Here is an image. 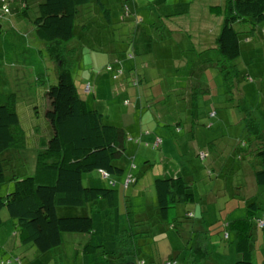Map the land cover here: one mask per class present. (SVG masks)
<instances>
[{"label": "rangeland", "instance_id": "rangeland-1", "mask_svg": "<svg viewBox=\"0 0 264 264\" xmlns=\"http://www.w3.org/2000/svg\"><path fill=\"white\" fill-rule=\"evenodd\" d=\"M171 1L102 0L111 11L113 23L120 20L124 3L141 20L137 23L131 17L109 27H105L109 25L105 19L97 20L91 27L92 31L90 30L93 34L90 31L85 34L78 32L70 43L62 45L70 52L65 55L74 61L70 68H73L72 76L82 98L86 94L79 84L96 76L94 72L102 70L114 57H122L119 55L121 51L113 52L133 51L136 62L132 63L143 64L136 70L141 79L140 85L133 87L131 83L125 84L128 90L120 98L117 93L112 97L109 94L95 100L87 97L91 109L106 115L105 123L125 129L127 141L122 159L124 174L108 179L97 172H91L83 177V186L102 188L109 187L110 182L115 183L119 227L133 229L138 234L135 236L136 242H147L140 247L143 251L139 256L152 255L149 251L155 250L163 259L173 251L176 264H233L237 260L236 237L225 225L226 222L245 216L243 200L251 195L246 194L244 170L248 163L257 161L252 154L253 141L257 137L255 135L264 133V52L260 51L264 33L257 31L254 34L256 39L253 55L243 53L241 58L231 63L237 65L242 73L250 75L240 81L237 78L229 79L231 92H228L219 71L216 74V67L194 69L193 66L202 67V63L194 61L190 64L193 69L191 72L185 68L186 62L182 60L189 59L191 55L180 53L188 40L187 35L199 31L186 28L184 21L194 17L195 20L199 19L201 27L204 23L206 26L217 24L220 27L215 20L219 16L211 8L221 9L226 0H184L193 1V8L178 14L171 6ZM0 21L3 25L9 22L23 36L11 31L3 36L0 32V98L5 94H16L19 123L25 132V146L6 153L12 154L13 158L5 166V182L0 186V196H5L13 190L14 182L10 180L13 176L22 178L33 174L37 152L51 135L44 116L47 105L44 91L45 87L57 82L58 62L49 58L58 48L49 47L37 39L33 26L28 21L20 22L12 14L8 17L3 15ZM119 27H125L126 30H121L125 31L124 34L116 31L117 38L122 43L117 39L119 43H114V50L106 44L105 37L100 36L106 35L108 29ZM174 28L177 31L175 35L183 43L178 46L170 43L165 48V42L174 38L169 34ZM234 28L242 32L246 30L243 24H235ZM142 30L148 32V37L153 41L152 46L155 45L152 51H142L141 44L146 41H134L137 31V39L142 38ZM99 31L105 33L99 35ZM182 37L186 39H181ZM62 60L67 62V59ZM120 60L125 63V78L131 77L134 73L129 75L127 69L130 62L123 58ZM47 61H50V66L43 71ZM143 73H146L147 78H143ZM37 78H42L44 85L39 84ZM103 83L101 82L99 91L102 90ZM203 87L211 92L212 97L207 92L197 93ZM187 88L193 89V92H189ZM138 93H150L145 102L153 108L140 112L136 104L140 100ZM124 96L129 99L128 104H123ZM195 97L201 98V104L192 100ZM194 118L197 122L193 124ZM178 124L183 128L180 135L176 131ZM188 130L191 132L186 133ZM203 155H206L205 159H202ZM130 172L136 183L124 189L125 178ZM218 174L220 177L217 179ZM170 175L181 176L191 185L197 205L175 206L171 210L169 224L175 218L182 217L185 211L194 209L197 211L196 217L200 218L202 213L199 203H202V199L209 201L212 198L214 201L204 206L206 213L200 224H197L198 227H192L196 220H180L178 226L183 224V228L179 227L180 231L177 226L162 235V225L158 224L160 220L156 215L154 180ZM210 182L214 183L212 191ZM207 191L210 193L207 194ZM260 191L257 198L262 211L258 212V216L264 220V191ZM82 210L84 208L79 207L65 212L60 210V214L79 216L82 215ZM0 217L3 221L0 226V258H20L19 263L12 261L11 264H85L83 247L89 239L87 235L65 233L59 247L40 253L32 245L19 243L15 221L9 217L6 208L1 210ZM147 229L149 231L146 234L138 233ZM225 233L228 237L224 236ZM256 234L253 261L261 264L264 261V229L257 230ZM120 251V256L111 254V258L106 256V262L102 263L126 264L135 260V251L127 253L125 257L123 250Z\"/></svg>", "mask_w": 264, "mask_h": 264}, {"label": "trees", "instance_id": "trees-1", "mask_svg": "<svg viewBox=\"0 0 264 264\" xmlns=\"http://www.w3.org/2000/svg\"><path fill=\"white\" fill-rule=\"evenodd\" d=\"M126 9L130 13L128 18L133 17L134 21L141 20L126 3L122 5L120 20L113 23L111 11L102 0H0V20L3 15L8 17L12 14L20 22L28 21L33 26L37 39L49 47L58 48L57 52H52V57L49 58L58 62L56 64L57 82L45 87L44 91L47 102L44 116L49 124L51 135L37 152L33 174L22 178L13 176L10 179L14 182V187L10 193L0 196V212L6 208L9 217L15 221L14 227L19 243L32 245L40 253H47L59 247L63 242V234L79 233L89 237L83 247L85 264H103L102 261L106 262V256L109 257L111 254L120 256V249L123 250V257L135 251L133 254L135 260L125 262L126 264H147L148 262L149 264H176L177 261L171 254L161 259L155 250L149 251L152 255L139 256L143 251L140 247L147 242L144 240L136 242L135 236L138 234H135L133 229L119 227L118 192L115 190L114 182H110L109 187L102 188L83 186V177L91 172H97L108 179L124 174L122 159L125 154L127 133L123 127L105 123L106 115L90 108L87 97L94 100L102 97L101 94L94 93L90 82L79 84L83 88V93L86 94L83 98L81 97L72 76L73 68H70L74 61L72 62L65 55L70 52L66 51L62 45L70 43L78 32L85 34L87 31H92L91 27L95 24L94 22L97 23V20L105 19L106 24H109L104 25L105 27L125 21L127 18L123 15ZM211 9L222 19L220 32L215 41L214 54L217 60L214 63L217 66V72L219 71L226 83V89L231 92L229 79L237 78V81H240L250 75L242 73L237 65L231 63L241 58L243 53L254 54L253 50H247L250 47L244 43V40L251 38L255 41L254 34L257 31L264 33V0H226L221 9L218 7ZM235 24H243L246 30L237 31L234 28ZM118 30L120 34H124L121 31L124 27H119L108 29L106 35L100 36L105 37L106 44L114 50H116L114 43H119L118 34L116 35ZM10 31L23 37L22 33L14 29L9 22L3 25L0 21V32L3 36H7L6 33ZM102 33L105 31H99V35ZM262 39L263 47L264 37ZM120 42L122 43V40ZM244 47L245 50H243ZM119 51H121L119 54L121 58L127 62H136L133 51L117 50L113 53ZM53 55L56 56L53 57ZM62 59H67V62ZM120 59L114 57L102 70L95 71L96 75L108 76L106 80L112 83L110 88L113 93L109 92L110 97L117 93L120 98L121 94L124 95L128 90L125 84L131 83L133 87H138L141 82L138 72L133 68L128 71L129 75L134 74L125 78V63ZM48 65L50 66V61L44 64L43 71ZM42 75L45 76L46 73ZM36 81L44 85L42 78H37ZM190 91L193 92V89L190 88ZM201 92H207V90L197 91L198 94ZM192 100H195L196 104L199 103L198 97ZM122 102L128 104L129 99L124 96ZM192 122L194 124L197 120L194 118ZM176 131L180 135L183 131L182 125L178 124ZM255 136L257 137L253 141L252 154L257 161L255 163L251 161L252 164L248 163L245 166L243 177L246 194L251 195L243 200L245 216L226 222L225 225V228L235 233L236 237L237 260L233 264H255L253 242L256 240V231L264 229V220L258 216L262 208L257 198L260 190L264 191V133ZM24 138L25 132L20 127L17 113L16 94H5L0 98V186L5 182V166L13 158L12 154L6 153L23 148ZM205 158L206 155H203L202 159ZM219 177L218 174L217 179ZM135 183L136 180L130 172L125 178L123 187L128 189ZM213 184V182L209 184L211 191L214 189ZM154 191L156 215L160 220L158 224L162 225L160 230L162 235L168 229L176 228L180 220H196L197 222L192 226L196 227L202 221V216H205L204 206L214 201L212 198L209 201L202 199V203H199L202 213L200 218L196 217L197 211L194 209L185 211L182 217L175 218L169 224V216L175 206L197 205L191 185L181 176L170 175L155 179ZM208 193L210 192L207 191ZM78 207L84 208L89 213L82 210V215L79 216L60 214V210L65 212ZM2 223L0 217V226ZM179 227L183 228V224L177 227L178 231H180ZM148 231V229L141 230L138 233L146 234ZM224 236L228 237V234L225 233ZM12 261L19 263L20 258H0V264H11Z\"/></svg>", "mask_w": 264, "mask_h": 264}, {"label": "crops", "instance_id": "crops-1", "mask_svg": "<svg viewBox=\"0 0 264 264\" xmlns=\"http://www.w3.org/2000/svg\"><path fill=\"white\" fill-rule=\"evenodd\" d=\"M171 6H173L176 14L181 13V12H188L189 10H192V8H193V1L186 2L184 0H172ZM215 20L220 24V27L217 24H214L212 27L210 26L211 24L206 26L205 23L202 24V27H201V23L199 22V19L195 20L194 17L189 18L188 20L184 21L183 25L186 26V28L199 30L197 33L194 32L193 34L192 33L188 34L187 35L188 40H187V42H185L186 43V44H184L185 46L183 45L181 48L180 53L191 55L189 59H186V58L182 59L183 61L186 62V67H185L186 69L187 68L191 69L192 67L190 66V64L193 63L194 61H199L200 63H202V67L200 65L198 67L193 66L194 69H196V68L202 69L203 67L205 68V67H209V66L217 68V66L214 63L217 60V57L214 54V52H215L214 49H215L216 37L220 32L222 19L220 17H219V19L216 17ZM218 28H219V31H218ZM201 29H203V31ZM124 30H126L125 27H124ZM139 31L136 32L135 41L136 42L146 41V43L141 44L142 51L144 53L148 52L149 50L152 51L154 49L155 45L152 46L153 41H152L151 37H148V32L142 30V38L140 40H138L137 37H138ZM124 32L125 31H123V33ZM175 32L177 33L175 28L173 31L169 32L170 36H174V38H172L168 42H165V48L169 47L170 43H173V44L175 43V45H177V46L183 43V42H181V40H179L180 38L177 35H175ZM181 39H186V37H182ZM262 41H263V39H262ZM244 43L247 44L248 47H250V48H247V50L251 49L254 51V49H253L254 40L253 39L246 38L244 40ZM261 46H262V44H261ZM262 50H264V44H263V47L261 48L260 51H262ZM129 62L130 63H128L127 69L133 68V69L137 70L140 66H143L142 63H140V65L139 64L135 65L131 61H129ZM171 68H174V67H171ZM192 70L193 69H191V72H192ZM217 73L218 72L216 71V74ZM192 74H194V73H192ZM143 75H144L143 78H147L146 73H143ZM88 82L91 83L92 88L94 90V93L96 95H98V94L102 95L103 94L101 98H104V97H106V95H109V92L111 93L110 86L112 87V83L108 84V81L106 80L105 74L96 75V76L92 77V79H90ZM101 82H104L103 83L104 85H103L102 90L99 91V88L101 87ZM187 89L189 90V92H191L190 88H187ZM204 89L207 90V93H208L207 95H209V97H212L211 92L206 88H204ZM111 94H113V93H111ZM137 95H138L140 100H138L136 104L139 107L140 112H143V111L146 112L148 108H153V106L151 104L145 102L150 97V95H151L150 93L143 94V95L141 93H138ZM154 100H155V98H154ZM198 101L201 104V98L200 97H198ZM153 116H154V114H153ZM179 130H180V127H179ZM171 256H173V251L171 253Z\"/></svg>", "mask_w": 264, "mask_h": 264}, {"label": "built area", "instance_id": "built-area-1", "mask_svg": "<svg viewBox=\"0 0 264 264\" xmlns=\"http://www.w3.org/2000/svg\"><path fill=\"white\" fill-rule=\"evenodd\" d=\"M7 11L5 10V13H6ZM129 15H130V13L128 12V10L126 9L125 11H124V17H126V18H128L129 17ZM136 22H138L137 20H136Z\"/></svg>", "mask_w": 264, "mask_h": 264}]
</instances>
